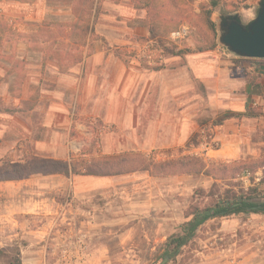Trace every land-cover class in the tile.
<instances>
[{"label":"rangeland","instance_id":"374dc122","mask_svg":"<svg viewBox=\"0 0 264 264\" xmlns=\"http://www.w3.org/2000/svg\"><path fill=\"white\" fill-rule=\"evenodd\" d=\"M258 1L0 0V62H8L16 76L0 80L2 264H161L168 237L194 210L255 189L264 202V118L214 126L225 115L218 107L217 67L225 69L229 89L245 95V86L235 84L253 83L264 99V60H238L219 41V17L239 13L248 23L257 16ZM182 27L187 37L173 40L170 34ZM209 44L215 47L198 50ZM94 54L109 62L103 69L109 74H100L85 100L93 71L86 64ZM122 65L144 72L152 89L143 96L147 114L132 124L120 113L113 78ZM200 66L208 67L207 82L196 76ZM169 79L180 84L165 93ZM25 94L29 100L20 101ZM57 96L73 107L72 126L58 125L62 115L46 112ZM110 98L115 111L106 122ZM255 101L248 98L247 106L264 113V104ZM22 107L33 110L21 113ZM184 122L192 135L174 145ZM233 131L241 132L235 144L219 139ZM41 143L58 144L51 156L69 153L75 162L139 158L137 170L91 191L75 187L74 177L64 189L59 179H13V171L34 157L53 159L38 149ZM247 171L258 178L244 183ZM167 264H264V214L207 220Z\"/></svg>","mask_w":264,"mask_h":264},{"label":"crops","instance_id":"0c3cea01","mask_svg":"<svg viewBox=\"0 0 264 264\" xmlns=\"http://www.w3.org/2000/svg\"><path fill=\"white\" fill-rule=\"evenodd\" d=\"M170 37H171V34H170ZM234 56L237 57L238 60L247 59V58H240L236 55ZM97 59H98L97 54H94V60H90L86 64L87 69H92L93 71L89 73L90 83H89L88 89L90 88V90L88 91V95L86 96V98H84L85 100H88L89 97L92 96L93 90L98 85L99 78L101 77V75L107 76L109 74L108 71H103L104 67L109 65V62H103L100 60L98 61ZM236 66H238L237 63H236ZM11 67L12 66L8 62H0V80L4 78H8L9 80L16 79L15 74L11 72L10 70ZM120 67H121L120 73L117 74L116 77H113V75L112 77L114 78V80L117 81L116 85H119V89L117 90L116 93H120L119 94L120 101H121L120 113L122 114V116L131 118V124H132V118H134L135 116L140 118L147 114L146 112L147 105L144 102L142 103V101H143V96L145 94L151 93L152 89L147 87L149 80L147 79L146 76H144V72H143V76H141L140 74H137L136 72L130 71L128 68L124 67L123 65ZM205 68L207 69L208 67L200 66L199 71L196 72L197 73L196 76L200 78L202 81L207 82L209 79L207 78V71L205 70ZM96 69H100L101 71L96 72L95 71ZM217 69L219 70L217 87H218V90H220V94H219L220 99H218L220 101H219L218 107H220L221 110L225 112V115L224 114L221 115L220 118L224 116H230L229 119L225 120L224 123L219 126L224 128V127L229 126L230 123H234L233 120L240 121L244 119H252V118H246V117H242L240 119L237 115L245 113L248 110H251L252 107H249L250 104L249 106H247V103H246V101H248V98L250 97L252 99L256 98V101H255L256 104L254 103V106H256L258 103L264 104L263 96L257 93L259 86L253 87V83H252V86H248L244 81H241L238 83L235 82L236 84L234 86L235 87L234 89H238L239 86L243 85L245 86V89L247 92H249V94L246 93L245 95H242V94H239L238 92L235 93L234 90H231L228 88L229 87L228 84H230V82H229V79L225 77V74H226L225 69H220L219 67H217ZM262 72L264 73V70H262ZM150 79H152V83L150 82V87H151L153 85V81L155 80V78H150ZM30 81H33L32 77L30 78ZM186 83L190 84V82L187 79L185 80V84ZM143 84H146L145 89H144V86L142 87ZM179 84L180 83L177 84L176 80H172V79L165 80L164 85L162 86V89L164 90L165 93L176 91ZM56 98H57L56 101L52 102V104L45 107L46 112L49 113L48 115H55V116L62 115L61 118H63V120L60 121L58 125H60L61 123H64L67 125L69 123V125L72 126L73 125L72 120L74 119H72L73 117L69 118V115H71V111L73 112V116L75 115L73 111V107H69L66 103L63 102V96H57ZM27 99H28L27 95L25 94V96L20 98L19 100L27 101ZM96 99H97V96L94 97V101ZM42 100L43 98H41V101ZM104 100L107 101L106 98ZM109 100H110V103L109 105H107V111L105 113L106 122H112L113 120L112 117L115 111L113 109L114 107L112 103V98H110ZM75 102L77 103L78 100H76ZM98 104H99V99L96 101L95 105L97 106ZM36 109H40V108L37 107ZM31 110H33V108H29V109L23 108V110H21V113H27ZM178 111L181 112L182 109H179ZM183 111H186V109H184ZM255 111H254V114L256 115V117H253L254 119L264 118V113L255 112ZM136 124L139 127L140 121L138 119L136 120ZM51 125L53 124L51 123ZM183 125L184 127L181 131H179L178 136H175L174 140H172V143L174 145H179L184 142H187L192 135L193 131L188 127L187 122H184ZM240 133L241 132L239 131H233L232 133L224 132V134L222 135L220 134L219 139L224 144L225 143L235 144L241 138ZM57 145L58 144H52L48 146L47 144L41 143L38 146V149L44 151L43 152L44 155L49 154V155H46V157L53 158L52 160H55V161L71 162L74 160L69 156V153H66L64 156H62V155H59L57 152H55V156H51L50 150L52 149L57 150V147H58ZM63 147H65V145H63ZM149 147L152 148L154 146L150 145V146L143 147L141 149L146 150ZM33 176H36V175H33ZM37 176H41V179H46L44 180L46 182H52V180L59 179L62 181V183L60 182V187H62L63 189L66 186V181L68 180L72 181V177H74L75 187H78L79 189L89 190V191L98 190L103 187L107 188L108 186L112 185V179L114 178V176H92V175H71L70 177H67V176L60 175V174L37 175ZM59 180L56 182H59Z\"/></svg>","mask_w":264,"mask_h":264},{"label":"trees","instance_id":"16d2710c","mask_svg":"<svg viewBox=\"0 0 264 264\" xmlns=\"http://www.w3.org/2000/svg\"><path fill=\"white\" fill-rule=\"evenodd\" d=\"M216 2L212 3L215 7ZM214 44H209L206 47H199V51H204L207 49H213ZM243 61L252 62L257 59H241ZM1 111V110H0ZM238 117L253 118L256 117L254 111L248 110L245 113L238 114ZM230 116H224L215 122L214 126H219L224 123L225 120L229 119ZM139 158L132 159L128 155L101 158L93 160L90 163L84 161L75 162H63V161H52L38 159L36 157L31 159V164L25 167H17L13 174L15 177L13 179H23L29 178L33 175H54L60 174L67 177L71 175H92V176H117L129 171L137 170L136 163ZM258 192L257 189L253 192H249L246 195L226 197L221 201L217 202L214 206L205 208L203 210H194L192 213V218L190 221L182 225L178 232L170 235L165 244V256H169L170 260L178 257L183 249L188 243L195 237L196 231L203 225L207 220L216 217H229L239 214H264V202L258 200L259 197L256 196ZM0 264L1 257H0Z\"/></svg>","mask_w":264,"mask_h":264},{"label":"water","instance_id":"95a60500","mask_svg":"<svg viewBox=\"0 0 264 264\" xmlns=\"http://www.w3.org/2000/svg\"><path fill=\"white\" fill-rule=\"evenodd\" d=\"M255 19L244 23L239 13L222 15L220 19V43L230 53L247 59L264 60V0L258 1ZM165 256L161 264H167Z\"/></svg>","mask_w":264,"mask_h":264},{"label":"built area","instance_id":"2783aa9c","mask_svg":"<svg viewBox=\"0 0 264 264\" xmlns=\"http://www.w3.org/2000/svg\"><path fill=\"white\" fill-rule=\"evenodd\" d=\"M2 14V9L0 8V15ZM187 35H188V28L187 27H182L180 30H178V31H175V32H173L172 34H171V38L173 39V40H182V39H184L185 37H187ZM151 58V57H150ZM150 62H152L151 60H150ZM253 176L255 177V178H258V173L257 174H253L252 175V173H250V172H244V174H243V176H242V181L244 182V183H250V180L253 178Z\"/></svg>","mask_w":264,"mask_h":264}]
</instances>
